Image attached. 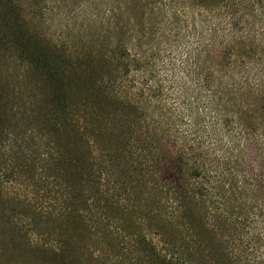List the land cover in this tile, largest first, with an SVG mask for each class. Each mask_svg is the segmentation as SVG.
Returning <instances> with one entry per match:
<instances>
[{"label":"rangeland","instance_id":"1","mask_svg":"<svg viewBox=\"0 0 264 264\" xmlns=\"http://www.w3.org/2000/svg\"><path fill=\"white\" fill-rule=\"evenodd\" d=\"M183 262L264 264V0H0V264Z\"/></svg>","mask_w":264,"mask_h":264},{"label":"trees","instance_id":"2","mask_svg":"<svg viewBox=\"0 0 264 264\" xmlns=\"http://www.w3.org/2000/svg\"><path fill=\"white\" fill-rule=\"evenodd\" d=\"M54 82L56 87L51 96L47 97V102L56 109L55 117L57 123H60L62 126L70 127L74 132L68 139L79 141L82 138V133L79 130L78 118L83 115L84 119H87V124L92 128H96L100 111H94L93 108H96V106L98 108L100 102L105 105L108 100H98L97 105L87 104L84 98L85 96L89 97V95L85 91L77 95L75 92L77 86L74 85L70 78H63L62 81L56 80ZM98 89L101 88L99 87ZM77 105H81L82 109L79 110ZM182 264L185 263L183 262Z\"/></svg>","mask_w":264,"mask_h":264}]
</instances>
